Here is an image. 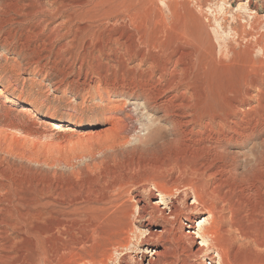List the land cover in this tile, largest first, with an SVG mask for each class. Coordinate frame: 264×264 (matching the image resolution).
I'll return each mask as SVG.
<instances>
[{
	"label": "rangeland",
	"instance_id": "obj_1",
	"mask_svg": "<svg viewBox=\"0 0 264 264\" xmlns=\"http://www.w3.org/2000/svg\"><path fill=\"white\" fill-rule=\"evenodd\" d=\"M197 48L199 59L184 56L179 76L194 89L201 118L204 109L225 117L239 109L253 125L249 139L225 144L224 161L211 157L212 172L222 162L232 166L222 181L218 173L190 171L210 158L195 151L208 140L204 129L178 135L177 109L167 116L140 94L145 87L174 103V89H165L170 74L160 69ZM0 88V215L7 210L18 226L0 264H98L119 238L128 246L107 264H133L135 257L161 264L148 260L164 245L169 253L161 261L219 264L209 246L194 253L200 238L182 234L188 225L197 233L207 217L199 205L186 211L193 196L218 202L208 195L218 187L241 217L253 198L264 203V184L249 185L254 173L264 180V0H0ZM60 116L70 131L38 143ZM246 189L256 191L248 196ZM144 203L167 213L182 236L176 247L144 237L166 225L159 212L151 222L140 218ZM169 206L181 215L170 218ZM258 227L264 239V223ZM239 242L227 248L231 264H264V244Z\"/></svg>",
	"mask_w": 264,
	"mask_h": 264
},
{
	"label": "bare ground",
	"instance_id": "obj_2",
	"mask_svg": "<svg viewBox=\"0 0 264 264\" xmlns=\"http://www.w3.org/2000/svg\"><path fill=\"white\" fill-rule=\"evenodd\" d=\"M68 6H69V4H68ZM67 10H69V9H67ZM67 10H64V11H67ZM67 12H69V11H67ZM70 15L67 16V18H65V20L70 19ZM72 16H73V14H72ZM75 16H74V18H75ZM70 20H72V19H70ZM195 42H198V39H195ZM198 45H200V43ZM247 50H248V52H250L251 48L247 46ZM198 53H199L198 48L194 50V53H193V51H192V53L190 51L189 52L188 51L187 52L186 51H180V53H177L175 58L170 59V61H169L173 64L172 69H170L169 67L168 68L163 67L162 69H160L161 70L160 73L163 77H166L170 74V76L167 77V87L165 89H167V90L168 89H171V90L174 89V93H173L174 94L173 96L175 98L174 103L172 102V104H169L170 103L169 102L167 104V102H165V99L163 100V98H161L162 100L161 99L159 100L158 96L156 94H153L154 92H151V90L145 89V87L143 89H141L140 94H141V96H143V99L145 100L146 104H151L152 106L154 105V106H157L158 108L159 107L163 108L164 113L167 116H169V115L171 116L173 109H177V111L179 113L175 114L177 116V118L172 120V124H173V129L176 131V133L178 135H180L182 133L184 134L186 131H189L190 133H192L193 131H195V129H197V126L202 127L204 129V132L207 134V137H208L206 139H208V140H206V141L204 140V142L198 144V147L197 148L195 147V151L197 149H200V150L202 149L203 151L204 150L209 151V153H211L210 158L208 157L207 160L204 161V163L200 162L201 163L200 165L198 164L195 168H191L190 171L195 172L196 174H198L200 172L199 173L200 176H202L203 174L204 175L207 174L206 171H208L207 175H213V174L218 173L220 175V178H218V180H221V178L224 177V175L227 172H228L227 174H233L232 173V166L228 165V168H227V166H224L226 164L222 162V165L218 166V169L216 167L215 171L212 172V170L214 168L212 167V169H211V164H213L212 163L213 161H211L212 160L211 157L215 156L216 158H219L220 160L223 159V161H224V156L226 155L225 149H224L225 144L228 142L239 143L241 141H245V140L249 139L254 134V131L252 128L253 125H250V123H244L243 119L239 116V109H233V110L231 109L232 115L230 117H225V116L221 115L218 110H217L218 112H213L212 110H210V112L208 111V112L204 113V110H205L204 109L203 110V116L204 115L205 116L203 118H201L202 117V113H201L202 111L199 112V110H201V108L199 109L198 104H200V103H198L196 100L197 95H195L196 98L193 96V90L194 89L192 90L191 87L189 88L187 82H184L182 77L179 76V74H181L180 70L184 71L185 68L184 69H182V68L186 66L183 63V57L192 54L191 56L193 59L191 58L190 60L192 62L194 61V63H195L199 59V56H200ZM194 63H192V66L194 65ZM179 64L180 65L182 64L181 69H179ZM132 86H134L133 83H132ZM140 86H141V84H140ZM186 89H187V91L189 89V92H191V91L192 92L188 95V93H186V91H184ZM158 91H159V89H158ZM162 91H164V90H162ZM1 93H2V89L0 88V94ZM157 94L159 95L160 93H157ZM162 94H163V92H162ZM203 108H205V107H203ZM19 111L30 113L29 109L25 106H21ZM178 117H179V119H178ZM64 119L65 118L63 116L55 117L54 118L55 121H53L54 124L50 127L44 128V130H43L44 134L47 135L46 139L44 141H42L43 139L42 140L40 139L41 141L39 140V142L38 141L37 142L40 144L43 143L45 145L46 142L49 143L50 141L55 139V137L57 135L65 133V132H69L70 129L66 125H63L61 123L62 120H64ZM196 132H198V129L196 130ZM208 132H210V133L208 134ZM76 134L75 135L77 138V136H79L80 134H78V133H76ZM72 135H74V134H72ZM177 137L179 138V136H177ZM78 138H80V137H78ZM210 140H212V141H210ZM195 144H194V146L197 145V144L196 145ZM195 151H193V153ZM184 168H186V167H184ZM184 168H182V169H184ZM261 170H263V169H261ZM263 172H264V170H263ZM254 174H253L252 182L249 185H251V187H256V188L259 186H263V184H264V180L262 179L263 177L260 178L261 177L260 175H259L260 177H257L258 175H256V173H254ZM192 184H194V183H192ZM192 184L188 183V187H194L195 184L198 185L196 182L194 185H192ZM219 185H222V183H219ZM246 185H247V187H249L248 184H246ZM260 188H262V187H260ZM194 189H195V187H194ZM194 189H193V191H194ZM246 190L248 191V196H252L251 195L252 192L256 191V189H255V191L254 190L252 191V189H246ZM210 192H211V194L208 191V195L209 196L210 195H212V196L216 195L218 198V202L213 203L214 201L213 202L208 201V199L211 200L210 199L211 197H209L207 199L206 197L203 196L204 195L203 192H202L203 195L202 194L201 195L196 194L195 196H193L194 198H193L192 203L185 208L186 211L196 209L197 205H199V207L202 208L203 211L207 214L206 215L207 217L204 218L203 221H201L202 223H200V225L198 224L199 228L197 230V233H195L193 231V228L195 227V225H192V226L188 225L190 227V229H192V230H186V231L184 230V232L182 234L186 237L187 236L190 237V240L194 239V241H195V238H200L199 245L194 250V253H196V254L203 253L205 251L206 246H209V248L213 249L214 252L216 253V255L218 256L219 264H231L230 263V260H231L230 254H229V251L227 249L228 246L236 247V249H237L238 245L240 244L239 241H244L245 244L249 247V249L251 246H254V245L257 246V245L264 244V239L261 238V235H262L261 231H260L261 229H259V227H258V229L256 228L257 225L259 226V225H262L264 223V203L262 200L253 198L254 201H252L253 200L252 199L251 200L252 204L250 202V205H249L250 206L249 207V215L241 217V215L240 216L236 215V212H237L236 210L239 209V208H237L238 203L236 201H234L233 198L232 199L230 197L226 198V195H225L226 192L225 193L222 192V190L218 189V187L214 188ZM228 192H230V191H228ZM197 193H199V192H197ZM155 204L156 203H154L151 206V208L146 203L142 204L141 207L138 208L139 217L140 218L144 217L147 222H151V220L156 218V213L159 212L158 216H160V218L163 220V222L166 223V225H168L170 227H166V225H163L162 230L159 231V232H162V234L156 235L155 233H157V231L154 230V231H149L148 233H146L144 237H150V236L154 237L155 236L154 238L159 239V240H165L169 244L174 245L176 247L178 242L181 241L182 236L180 237V236L175 235V233H173L172 227L170 225L171 223L169 222L168 217H166V215H165L167 213H165V211L164 212L160 211V209L158 208L159 206L155 205ZM147 208H150V209L147 210ZM1 209H2V207H1ZM168 209H169L168 214H169L170 218L177 217V216L181 215V212L177 211L174 206H172V207L169 206ZM4 211L5 212H2L0 215V251L2 252L0 255V260L5 259L7 257L6 256V254L8 253L7 249L10 247V240H9V233L10 232L9 231L10 230L15 231L18 227L16 225V223L13 221V218L11 216H9L8 213H6L7 210L4 209ZM224 212H227L229 214V216L226 217ZM188 220H191L192 222H194L193 218L190 219V217H188ZM224 220L225 221L228 220L229 223H224ZM191 221H189V222H191ZM55 228H58V227H55ZM59 228H60V226H59ZM262 229H263L262 232L264 233V228H262ZM61 230H62V228H61ZM196 234H197V236H196ZM123 236H124V234H123ZM127 236H128V232H127ZM119 240H121V239L119 238ZM119 240H117V241L115 240L116 242L113 243L112 247L111 248L108 247L105 250L104 259H102L98 264H107V262L112 259L114 252H117V251H119V249L126 248L128 246L129 239H124L122 241H119ZM147 244H150V243H147ZM164 246H162L163 247V249L161 248L162 250H154V251L152 250L151 254L154 255V257H151L148 260V262H158V263L162 262L161 264H171L167 259H164L163 261H161V257L164 258V256H167L166 254L169 253L168 246H165V247ZM213 256H214V254H213ZM213 256L210 255L209 257L212 258ZM124 258L125 257H123L122 259H124ZM134 259L135 260H133V264H139V261H137L136 257Z\"/></svg>",
	"mask_w": 264,
	"mask_h": 264
}]
</instances>
